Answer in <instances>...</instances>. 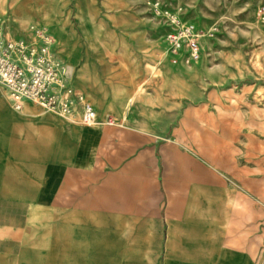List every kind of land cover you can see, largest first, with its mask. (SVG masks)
I'll list each match as a JSON object with an SVG mask.
<instances>
[{"label": "crops", "instance_id": "crops-1", "mask_svg": "<svg viewBox=\"0 0 264 264\" xmlns=\"http://www.w3.org/2000/svg\"><path fill=\"white\" fill-rule=\"evenodd\" d=\"M96 86L90 125L80 106L17 112L0 87V264H255L261 223L221 170L170 115L124 119Z\"/></svg>", "mask_w": 264, "mask_h": 264}, {"label": "rangeland", "instance_id": "rangeland-1", "mask_svg": "<svg viewBox=\"0 0 264 264\" xmlns=\"http://www.w3.org/2000/svg\"><path fill=\"white\" fill-rule=\"evenodd\" d=\"M165 12L197 31L196 62L165 42ZM0 15L18 38L49 39L90 106L101 81V106L124 119L170 115L184 150L250 203L262 238L253 261L264 264V0H0Z\"/></svg>", "mask_w": 264, "mask_h": 264}, {"label": "built area", "instance_id": "built-area-1", "mask_svg": "<svg viewBox=\"0 0 264 264\" xmlns=\"http://www.w3.org/2000/svg\"><path fill=\"white\" fill-rule=\"evenodd\" d=\"M167 31L164 40L174 54H183L187 62L200 57L198 33L173 14L165 12ZM10 19L0 15V86L10 97L13 109L21 111L26 104L71 119L76 107L82 111V122L93 124L94 109L82 92L72 85L68 68L52 52L49 39L42 33L36 39L9 35Z\"/></svg>", "mask_w": 264, "mask_h": 264}]
</instances>
